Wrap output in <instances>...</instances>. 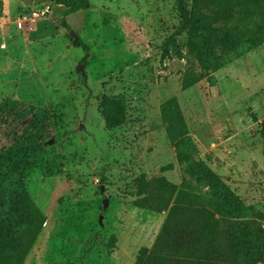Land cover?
I'll return each mask as SVG.
<instances>
[{"label":"rangeland","instance_id":"374dc122","mask_svg":"<svg viewBox=\"0 0 264 264\" xmlns=\"http://www.w3.org/2000/svg\"><path fill=\"white\" fill-rule=\"evenodd\" d=\"M0 4V161L17 169L46 217L25 264H134L179 193L208 206L224 236L264 230V0H202L204 14L225 15L233 38L210 74L187 33L161 60L181 24L177 0H91L74 14L47 0ZM107 97L124 101L116 128L105 121ZM173 99L185 122L175 140ZM187 156L239 203L191 179ZM143 177L177 187L167 209L140 207Z\"/></svg>","mask_w":264,"mask_h":264},{"label":"trees","instance_id":"16d2710c","mask_svg":"<svg viewBox=\"0 0 264 264\" xmlns=\"http://www.w3.org/2000/svg\"><path fill=\"white\" fill-rule=\"evenodd\" d=\"M91 0H55L57 5L67 8L69 14L90 9ZM181 24L165 42L161 60L171 57V47L183 33L189 35V47L208 74L220 70L224 65L225 52L233 38L221 26L225 15L218 12L203 13L202 0H194L189 9L186 0H177ZM0 4V17L2 16ZM79 47V44H75ZM81 46V45H80ZM88 52L89 46L82 45ZM86 82V81H84ZM197 81L185 83L188 89ZM104 116L109 128L124 123V101L121 97H107ZM174 118L170 122L171 138L177 139L185 130L180 107L173 99L170 103ZM264 137V121L262 123ZM185 172L199 185H208L214 197L232 205L239 203L238 197L204 161L186 157ZM143 177L140 207L148 209L153 201H160V210L168 208L167 196L177 190L164 178L152 182ZM46 222L45 215L28 195L21 174L0 161V264H25ZM244 235L232 232L224 236L219 221L211 209L195 198L179 193L170 209L164 225L151 248L140 249L134 264H264V230Z\"/></svg>","mask_w":264,"mask_h":264},{"label":"water","instance_id":"95a60500","mask_svg":"<svg viewBox=\"0 0 264 264\" xmlns=\"http://www.w3.org/2000/svg\"><path fill=\"white\" fill-rule=\"evenodd\" d=\"M20 1L29 5H39L42 0H20ZM47 1L54 2L55 0H47ZM70 35L73 36L75 39L78 38L77 34L74 31H71ZM84 68H85L84 65L79 66V69H84ZM102 191H104V189H102Z\"/></svg>","mask_w":264,"mask_h":264}]
</instances>
